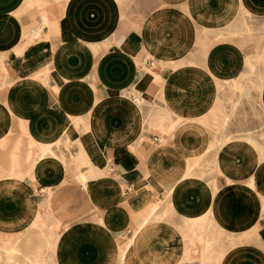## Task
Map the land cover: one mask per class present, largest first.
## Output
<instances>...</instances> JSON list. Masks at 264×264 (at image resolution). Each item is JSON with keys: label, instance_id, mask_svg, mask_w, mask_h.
I'll return each instance as SVG.
<instances>
[{"label": "crops", "instance_id": "0c3cea01", "mask_svg": "<svg viewBox=\"0 0 264 264\" xmlns=\"http://www.w3.org/2000/svg\"><path fill=\"white\" fill-rule=\"evenodd\" d=\"M52 1L0 0V264H264V0Z\"/></svg>", "mask_w": 264, "mask_h": 264}, {"label": "rangeland", "instance_id": "374dc122", "mask_svg": "<svg viewBox=\"0 0 264 264\" xmlns=\"http://www.w3.org/2000/svg\"><path fill=\"white\" fill-rule=\"evenodd\" d=\"M61 1V2H60ZM71 1V0H70ZM69 0H53L52 3L48 2L50 5H54L56 8H61V9H64V7H67L69 6V3H70ZM59 2V3H58ZM64 2V3H63ZM65 4V5H64ZM59 5V7H58ZM62 5V6H61ZM254 76L257 77V78H260L259 74H255V69H254Z\"/></svg>", "mask_w": 264, "mask_h": 264}, {"label": "bare ground", "instance_id": "6f19581e", "mask_svg": "<svg viewBox=\"0 0 264 264\" xmlns=\"http://www.w3.org/2000/svg\"><path fill=\"white\" fill-rule=\"evenodd\" d=\"M43 1H46V0H43ZM64 1V0H63ZM39 2V1H38ZM41 2H42V0H41ZM61 2V1H60ZM47 3V2H46ZM59 3V2H58ZM64 3V2H63ZM42 4V3H41ZM49 4V3H48ZM37 5V4H36ZM46 5V4H45ZM45 5H43L44 7H45ZM65 5V4H64ZM40 6V5H39ZM47 6V5H46ZM62 6V5H61ZM41 7V6H40ZM58 7H59V5H58ZM46 8V7H45ZM53 8V7H52ZM45 10V9H44ZM44 10H42V12L44 11ZM66 10H67V7H65L64 8V10H63V13H61L62 14V16L64 15V14H66ZM49 11V10H48ZM54 11V10H53ZM60 11V10H59ZM41 12V13H42ZM53 14V13H52ZM50 18V17H49ZM53 19V18H52ZM46 20H48V17H46L45 16V19L43 20V23H44V25L46 24ZM41 24V23H40ZM44 27V26H43ZM43 27H42V29H43ZM45 29H47V31L49 30L48 28H46V27H44ZM38 32H39V29H37L36 31H35V33L36 34H38ZM34 33V32H33ZM39 35V34H38Z\"/></svg>", "mask_w": 264, "mask_h": 264}]
</instances>
